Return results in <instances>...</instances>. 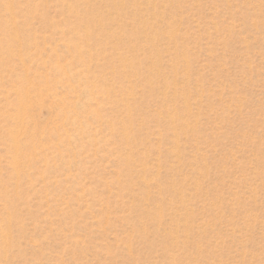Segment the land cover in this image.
Listing matches in <instances>:
<instances>
[{"label": "rangeland", "instance_id": "1", "mask_svg": "<svg viewBox=\"0 0 264 264\" xmlns=\"http://www.w3.org/2000/svg\"><path fill=\"white\" fill-rule=\"evenodd\" d=\"M0 264H264V0H0Z\"/></svg>", "mask_w": 264, "mask_h": 264}]
</instances>
